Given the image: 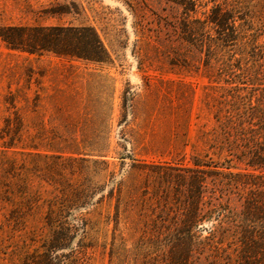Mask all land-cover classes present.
Returning <instances> with one entry per match:
<instances>
[{
	"label": "rangeland",
	"instance_id": "1",
	"mask_svg": "<svg viewBox=\"0 0 264 264\" xmlns=\"http://www.w3.org/2000/svg\"><path fill=\"white\" fill-rule=\"evenodd\" d=\"M178 1L0 0V264H245L264 0Z\"/></svg>",
	"mask_w": 264,
	"mask_h": 264
},
{
	"label": "trees",
	"instance_id": "2",
	"mask_svg": "<svg viewBox=\"0 0 264 264\" xmlns=\"http://www.w3.org/2000/svg\"><path fill=\"white\" fill-rule=\"evenodd\" d=\"M190 0H181L177 3L185 6L189 4ZM188 10L187 7H185ZM47 29H36V31H46ZM80 32H87L88 37H86L85 44L90 48V51L93 52L94 55L89 56H80L77 55L79 58L94 61V62H105L108 53L104 48L103 44L101 43L96 31L90 27H82L79 29ZM5 38V42L12 46L13 49H22L30 54L40 53L44 51H52L58 54H65L63 52L66 51H58L55 47H53V42L48 38H44V42L40 40V38H36L35 41L30 43H21V41H17V39H10V37H3ZM242 114H251L253 118H257L260 122L259 124L264 126V107L263 106H256L251 109L248 113L246 109H239ZM264 134V127L260 129ZM255 167L257 166L254 165ZM196 222V221H192ZM241 246H242V255L241 258L245 264H258L256 262L258 255L262 251L263 253L260 254L262 258V264H264V214L259 212H253L252 208L249 207L247 210L246 215L242 218L241 221ZM255 261L253 263L251 261Z\"/></svg>",
	"mask_w": 264,
	"mask_h": 264
}]
</instances>
